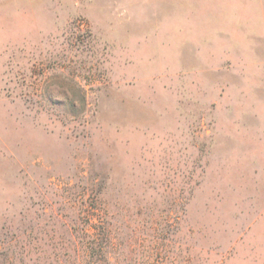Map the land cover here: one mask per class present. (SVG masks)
Wrapping results in <instances>:
<instances>
[{
	"label": "rangeland",
	"instance_id": "rangeland-1",
	"mask_svg": "<svg viewBox=\"0 0 264 264\" xmlns=\"http://www.w3.org/2000/svg\"><path fill=\"white\" fill-rule=\"evenodd\" d=\"M88 220L104 264H264V0H0V240Z\"/></svg>",
	"mask_w": 264,
	"mask_h": 264
},
{
	"label": "trees",
	"instance_id": "trees-1",
	"mask_svg": "<svg viewBox=\"0 0 264 264\" xmlns=\"http://www.w3.org/2000/svg\"><path fill=\"white\" fill-rule=\"evenodd\" d=\"M66 230L67 238L50 243L20 238L0 240V264H104L106 256L124 247L114 235L113 226L101 220L66 226ZM48 248L63 251L60 254L66 259L51 260L46 256Z\"/></svg>",
	"mask_w": 264,
	"mask_h": 264
}]
</instances>
